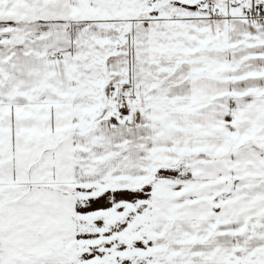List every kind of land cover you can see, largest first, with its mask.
<instances>
[{
  "label": "snow or ice",
  "instance_id": "6c2138e0",
  "mask_svg": "<svg viewBox=\"0 0 264 264\" xmlns=\"http://www.w3.org/2000/svg\"><path fill=\"white\" fill-rule=\"evenodd\" d=\"M0 264H264V0H0Z\"/></svg>",
  "mask_w": 264,
  "mask_h": 264
}]
</instances>
